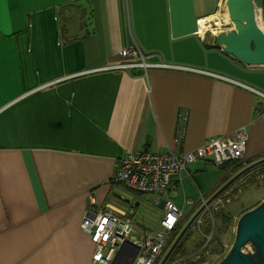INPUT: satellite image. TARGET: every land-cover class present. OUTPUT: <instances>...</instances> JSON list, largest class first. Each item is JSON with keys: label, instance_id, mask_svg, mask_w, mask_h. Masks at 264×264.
<instances>
[{"label": "crops", "instance_id": "crops-1", "mask_svg": "<svg viewBox=\"0 0 264 264\" xmlns=\"http://www.w3.org/2000/svg\"><path fill=\"white\" fill-rule=\"evenodd\" d=\"M226 1L0 0V264H91L89 207H124L142 229L149 199L164 212L111 181L128 152H187L246 126L241 161L264 158V97L250 89L264 93V65L199 31ZM133 46L169 67L124 66L142 61L123 54ZM230 174L201 159L169 196L196 212Z\"/></svg>", "mask_w": 264, "mask_h": 264}, {"label": "built area", "instance_id": "built-area-1", "mask_svg": "<svg viewBox=\"0 0 264 264\" xmlns=\"http://www.w3.org/2000/svg\"><path fill=\"white\" fill-rule=\"evenodd\" d=\"M210 23L211 26L217 24L215 20ZM210 28H206L205 32ZM123 54L142 58L140 62L124 65L129 68L169 67L165 63L147 61L141 51L134 46L124 49ZM250 89L264 97V93ZM183 117L185 120L188 119L187 112ZM247 143V127L242 126L232 136L208 138L200 146L187 152L160 153L143 148L122 156L111 181L134 192L155 194L157 201L164 203V215L157 229L144 230L136 225L133 212L124 207H118L113 203L89 207L81 227L90 235L94 244L91 264H156L169 248L175 230L185 218L184 212L170 198L169 191L177 188V179H181L187 165L201 159L210 160L218 166L230 160H243L246 157ZM222 197L223 194H220L215 199L219 200ZM210 198L206 196L201 198L203 209L210 204L211 201L208 202ZM220 202L221 200L217 204ZM202 207L199 206L198 210ZM135 248L137 252L133 256Z\"/></svg>", "mask_w": 264, "mask_h": 264}, {"label": "water", "instance_id": "water-1", "mask_svg": "<svg viewBox=\"0 0 264 264\" xmlns=\"http://www.w3.org/2000/svg\"><path fill=\"white\" fill-rule=\"evenodd\" d=\"M230 20L235 28L217 35V43L224 51L239 61L249 65H264V30L257 20L254 0H227ZM264 163L258 160L235 174L221 189L210 198L214 200L241 175ZM203 210L200 208L183 227L159 264H166L183 236ZM253 244L254 251L244 247ZM137 248H135L136 254ZM217 264H264V199L255 207L247 210L238 220L234 242L229 252Z\"/></svg>", "mask_w": 264, "mask_h": 264}, {"label": "rangeland", "instance_id": "rangeland-1", "mask_svg": "<svg viewBox=\"0 0 264 264\" xmlns=\"http://www.w3.org/2000/svg\"><path fill=\"white\" fill-rule=\"evenodd\" d=\"M259 20H260V26L264 30V19L260 18ZM212 26L213 27L210 28L208 31L213 32L214 34H218L222 30L233 28L234 24L233 22H231V20H229L227 22L224 21L221 24H213ZM237 180L234 182L235 185L233 187H236L238 191L235 192L233 190V187L226 189L221 193L223 194L222 198H220L219 200L215 199V201L213 200L214 202L211 201L210 204L204 207L202 212L198 215V217L191 225L192 228L190 230L191 231L190 237L186 242V247L184 250L185 255L176 256V260H174L173 262L171 261L170 263L192 264L193 262H196L198 259L204 258L205 260L200 264H217L229 252L235 239L237 222L239 218L247 210L255 207L264 199V198L262 199L263 195H261L262 193L261 190H263V188L260 187L257 189L255 187V185L264 187V175L259 177L258 181L260 183H258L257 181L253 184L252 183L241 184V182ZM122 192L129 196H133V194H135L134 192L127 189H123ZM235 196H237L238 198H235ZM199 197L200 195L196 199H198ZM152 199H149L150 201L147 204L144 203V205L141 207V210L139 212V216H143V218L146 219L145 224L147 225L146 226L147 228H149L150 230H155L158 228L159 226L158 224H160V220L162 219L164 212L154 204ZM220 200L221 202L217 204V202ZM237 203H239L240 205ZM198 206L202 207V203H200ZM179 208L185 214V218L183 219V222L186 225L187 222L193 217V215L196 212L190 211L191 210L190 204H188L185 207H183V205L180 204ZM222 209L227 211L230 215V217L227 220H224L222 217H220V213ZM212 211L214 214L216 211L214 217L215 221L212 224L213 229H211L212 231L210 233H205L207 225L210 224V222H205L206 221L205 216L206 213ZM146 227H144L143 229L149 230ZM176 238L177 237H175L173 242L176 240ZM202 241L204 242V245L201 248H199L198 243L199 242L201 243ZM173 242L171 243V245L173 244ZM169 248H167V250L159 258L156 264L160 263V261L162 260V258L164 257V255L166 254ZM244 249L245 251H254V246L253 244L250 243L247 246H245ZM169 261L170 258L166 264H170Z\"/></svg>", "mask_w": 264, "mask_h": 264}, {"label": "trees", "instance_id": "trees-1", "mask_svg": "<svg viewBox=\"0 0 264 264\" xmlns=\"http://www.w3.org/2000/svg\"><path fill=\"white\" fill-rule=\"evenodd\" d=\"M247 161H241V160H233V161H229V162H226L225 164H223L222 166H220L222 169H226V170H230L231 171V174L230 175H226L224 177V180L223 181H227V180H230V178L232 176H234L235 174H237L240 170H242L243 168H245L246 166L250 165V163H252L251 161L250 162H247ZM264 175V163L263 164H260L254 168H252L251 170L245 172L243 175H241L237 181L241 182V184L243 183H255L258 181L259 177ZM230 176V177H229ZM235 184L232 183L227 189L233 187ZM217 189V188H216ZM215 189V190H216ZM171 190H174V189H171ZM233 190L236 192L238 191V189L236 187H233ZM132 191V190H130ZM134 192V191H132ZM134 193H140V192H134ZM141 194V193H140ZM215 214H216V211H215ZM215 214L212 212H209V213H206V221L205 222H210V224L207 225L206 227V231L205 233H210L213 229L212 227V224L214 223L215 219ZM220 217H222L224 220H227L230 215L227 211H225L224 209H222L221 213H220ZM184 222L182 221L179 226L177 227V229L175 230V234H174V237H173V240L175 239V237H177L179 235V233L181 232V230L183 229L184 227ZM192 227H190L188 229V231L186 232V234L183 236L182 240L179 242V244L177 245L176 249L174 250L173 254L171 255L170 257V261L169 263L174 260H176V256H183L185 255V247H186V242L187 240L189 239L190 237V230H191ZM214 235V234H213ZM173 240L171 241V243L173 242ZM170 243V245H171ZM204 245V242L202 241L201 243L199 242L198 243V247L201 248L202 246ZM205 259L202 258V259H198L196 262H193L192 264H200L201 262H203ZM158 262V261H157ZM172 264V263H170Z\"/></svg>", "mask_w": 264, "mask_h": 264}, {"label": "bare ground", "instance_id": "bare-ground-1", "mask_svg": "<svg viewBox=\"0 0 264 264\" xmlns=\"http://www.w3.org/2000/svg\"><path fill=\"white\" fill-rule=\"evenodd\" d=\"M213 20H215L217 24H221L224 21L227 22L230 20L229 10H228L226 3H224L222 5V7L219 9V11L216 15H214L212 17H206V18L200 20V32L205 33L206 28H208V27L212 28L213 26H211L210 22ZM230 161H233V160H230Z\"/></svg>", "mask_w": 264, "mask_h": 264}]
</instances>
